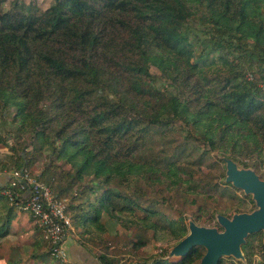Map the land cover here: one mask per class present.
I'll return each mask as SVG.
<instances>
[{
	"label": "trees",
	"instance_id": "trees-1",
	"mask_svg": "<svg viewBox=\"0 0 264 264\" xmlns=\"http://www.w3.org/2000/svg\"><path fill=\"white\" fill-rule=\"evenodd\" d=\"M3 2L2 122L13 113L1 170L43 157L37 177L68 198L79 240L100 242V264L149 234L179 240L185 212L203 225L225 214L211 209L228 191L220 156L255 170L264 156V0ZM14 209L0 191V237ZM117 224L131 231L121 244ZM242 249L246 261L230 264H264L262 231ZM203 253L127 264H193Z\"/></svg>",
	"mask_w": 264,
	"mask_h": 264
},
{
	"label": "water",
	"instance_id": "water-1",
	"mask_svg": "<svg viewBox=\"0 0 264 264\" xmlns=\"http://www.w3.org/2000/svg\"><path fill=\"white\" fill-rule=\"evenodd\" d=\"M225 164V181L249 193L255 202L250 211H237L230 216L216 212L221 225L198 224L188 219V232L168 249L167 256L181 257L194 245H201L204 253L195 264H218L220 258L233 256L245 260L242 245L249 234L262 231L264 242V178L253 167L239 165L231 157L220 156Z\"/></svg>",
	"mask_w": 264,
	"mask_h": 264
},
{
	"label": "rangeland",
	"instance_id": "rangeland-1",
	"mask_svg": "<svg viewBox=\"0 0 264 264\" xmlns=\"http://www.w3.org/2000/svg\"><path fill=\"white\" fill-rule=\"evenodd\" d=\"M3 1H4L3 2L4 5L8 7L15 0H3ZM24 1H26V2L27 1H34L36 4H38V5L42 6V7H46L50 3H52L53 0H24ZM151 69L153 71H156L155 67H151ZM11 113H13L12 110H10L9 115H7L5 117V119L7 118L6 119L7 122L6 121L5 122H2V120L0 118V131L3 134H8V138H9L8 143H10V141H12V138H11V136L9 134L10 133L9 127L11 128V124L9 123V118L12 115ZM7 153H9L7 151V148L5 146H2L1 145L0 146V159L5 160ZM43 161H44V158L43 157H40L37 160L36 164L32 166L31 170H29L28 168H13L12 167L10 169H2V170L0 169V174L2 172L3 173H8V172L11 173L15 169H26L29 174L36 175V173L39 171L40 165L42 164ZM221 164L225 166V164L223 162H221ZM238 164L239 165H242L240 163H238ZM250 167H253V166H250ZM256 172L259 173L260 175H264V170H263L262 163L258 166V169L256 170ZM224 178L225 177L219 179V182L223 186H225V187L228 188V191L226 192V199H224V203L223 202L222 203H214L211 206V209L213 211L220 210V209H224V205H226V208L224 210L225 211V214L230 216L232 213L237 212V211H250L253 208H255L256 205H255L254 200L252 199L251 194H249V193L247 194L242 189L237 188V187H234L230 182H226ZM5 179L8 180V176L7 175L5 176ZM5 181H4L3 187L0 190L1 193H3L2 191L6 187L5 186L6 185L5 184ZM232 195H234L235 197L231 199V196ZM8 202L10 204V201H8ZM216 212H219V211H216ZM136 213L138 215H141L142 214V211L141 210H137ZM215 213H214V218H211L204 225L217 226L218 228L221 229L222 227L218 223V221H217V219L215 217ZM28 214L32 218V221H34L33 220V217L31 216V214L30 213H28ZM185 215H186L185 220H186V223L188 225V219L191 218V215L189 213H187V212H185ZM70 220H71V217H70ZM20 221H21V218H19V221H16V222L18 223ZM74 229H76V228L73 226L72 221H71V229L67 232V235H65V236L67 237L71 233V231L74 230ZM117 229H118L119 236H118V238L115 237L114 239H116L115 241L118 242V244L119 243L121 244V243L125 242V241H123V235L124 234H129V233H131V231H130V229H127L125 226L119 225V224L115 225V231ZM187 229H188V226H187ZM17 232H18V230L14 233V235ZM40 235H41V238L43 239V241L46 243V248L48 250H50V244H49V242L43 237L42 232L40 233ZM107 239H110V236L107 237ZM145 240L147 242L144 245H142V246H140L138 248H133L132 250L126 251L125 253H123V255L121 254V258H120L118 264H127V263H130V262H135L138 259H140V260H144V259L147 260V259H149L150 260L151 258L160 257V256L165 257V258H168L170 260L179 258L177 256H167L169 247H171L178 240L177 241L176 240H172L170 242H160V241L154 239L153 236H151V234H149V237L147 236L145 238ZM64 241H65V239H64ZM10 243L11 244H19V238H16L13 235H6L5 238H3V239L0 240V262H1V260H6L9 257V256H5L4 255V252L7 250V248H10L9 247L10 246ZM90 246L92 247V249L95 250V252H97V251L99 252L100 251L99 246H101V244H100L99 241H98V244L97 243H95V244L90 243ZM128 246H131V242H129V245ZM123 247L125 249L127 248L125 245H123ZM163 253H164V255H163ZM50 256H52L51 253H50ZM255 257L256 258H259L258 253L255 254ZM52 258L57 259L54 256H52ZM223 258H225L227 264H230L231 260H233V259L236 262H238V263H241V262H245L246 261V257H245V260L244 261L239 260V259H236L233 256H225ZM28 259H29V257H28ZM195 263L196 262H194L193 264H195Z\"/></svg>",
	"mask_w": 264,
	"mask_h": 264
},
{
	"label": "built area",
	"instance_id": "built-area-1",
	"mask_svg": "<svg viewBox=\"0 0 264 264\" xmlns=\"http://www.w3.org/2000/svg\"><path fill=\"white\" fill-rule=\"evenodd\" d=\"M248 79L253 78L251 72L246 73ZM264 90V79L258 81ZM264 170V156H263ZM3 195L10 204L21 211H26L33 217L42 230L43 237L50 244V253L59 261L67 264H82L69 258L64 246V239L71 229L70 216L66 210L67 198L55 196L51 187L36 175H31L26 169H15L6 174Z\"/></svg>",
	"mask_w": 264,
	"mask_h": 264
},
{
	"label": "crops",
	"instance_id": "crops-1",
	"mask_svg": "<svg viewBox=\"0 0 264 264\" xmlns=\"http://www.w3.org/2000/svg\"><path fill=\"white\" fill-rule=\"evenodd\" d=\"M6 174L3 172L0 174V185L4 184ZM19 218L21 221L17 223ZM17 230L18 232L14 235ZM76 230H72L64 241L69 258L82 264H100L95 250L90 244H83L79 240ZM6 235L19 238V244L10 243V248L4 252V255L9 257L6 260H1V264H57L47 254L46 243L41 238L40 232L28 212L13 210L10 217V230L0 237V240Z\"/></svg>",
	"mask_w": 264,
	"mask_h": 264
}]
</instances>
